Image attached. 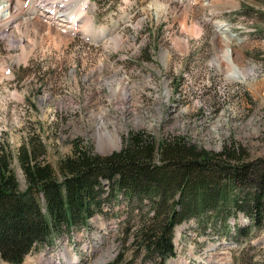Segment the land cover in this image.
I'll list each match as a JSON object with an SVG mask.
<instances>
[{
    "label": "rangeland",
    "instance_id": "1",
    "mask_svg": "<svg viewBox=\"0 0 264 264\" xmlns=\"http://www.w3.org/2000/svg\"><path fill=\"white\" fill-rule=\"evenodd\" d=\"M91 1L75 34L25 14L19 28L0 26V147L12 153L22 187L18 150L32 139L55 167L75 142L107 154L139 130L157 142L183 136L212 151L235 142L264 159V0ZM226 50L250 68L246 79L224 59ZM104 129L120 135L119 148L99 147ZM124 206L114 205L111 221L97 215L91 227L21 264H73L72 253L76 264H106L120 253L127 264H158L120 244ZM228 222L177 226V255L166 264H264V222L242 211Z\"/></svg>",
    "mask_w": 264,
    "mask_h": 264
},
{
    "label": "trees",
    "instance_id": "2",
    "mask_svg": "<svg viewBox=\"0 0 264 264\" xmlns=\"http://www.w3.org/2000/svg\"><path fill=\"white\" fill-rule=\"evenodd\" d=\"M43 147L32 139L18 150L24 187L12 153L0 147V261L20 264L56 238L90 226L97 215L110 220L120 202L126 213L120 244L158 264L177 255L176 228L191 219L227 225L242 211L263 225L264 159L235 142L212 151L183 136L157 142L145 131H131L107 154L75 142L57 167L42 158ZM106 264L127 263L120 253Z\"/></svg>",
    "mask_w": 264,
    "mask_h": 264
},
{
    "label": "bare ground",
    "instance_id": "3",
    "mask_svg": "<svg viewBox=\"0 0 264 264\" xmlns=\"http://www.w3.org/2000/svg\"><path fill=\"white\" fill-rule=\"evenodd\" d=\"M12 0H0V26L5 28V29H9L11 26H15V27H18L21 25L20 21H19V18H23L24 16L21 14V11H17L16 7L12 5ZM19 0H15V2H18ZM23 1V0H21ZM63 1V0H62ZM48 3V0H38L36 2L33 3L32 5V8L31 10H29V13H34V14H42L44 13L43 10H41V8L44 7V3ZM90 2V0H80V3H79V7L75 10V12L73 13V15H70L71 11H67L66 9V12L67 14L65 15V13H62L60 15V17H62L61 19H65V17H70L71 19V23H63L61 21H59L58 19L55 20V22L57 23V25H60V26H64V30H73L72 32H75L76 31V28L77 26L75 21L79 18V15H82L84 14V10H82V7L84 5H87L88 3ZM37 6L40 8V10H38L39 8H37ZM159 6V5H158ZM21 9V7L19 8ZM24 10V9H23ZM33 14V16H34ZM30 17H33L32 15H29ZM26 18V17H24ZM89 18V17H88ZM87 18V19H88ZM27 19V18H26ZM31 19V18H30ZM40 20V19H39ZM90 20V19H89ZM85 21V20H84ZM88 21V20H87ZM38 22V21H37ZM86 22V21H85ZM90 22V21H89ZM89 22H87L89 24ZM75 23V24H74ZM86 23V24H87ZM87 24V25H88ZM93 24V23H92ZM26 25V24H25ZM29 25V24H28ZM86 25V27H87ZM91 25V24H89ZM85 27V28H86ZM192 27V26H191ZM29 28V26L27 27ZM31 28H33L34 31L37 32V27L35 25H31ZM46 28V27H45ZM48 31L50 29V27H47ZM89 28V26H88ZM87 28V29H88ZM189 28V27H188ZM227 29V28H225ZM44 30V29H43ZM30 31V30H29ZM45 31V30H44ZM53 31V30H52ZM51 31V32H52ZM104 33V32H103ZM40 34V33H39ZM57 34V33H56ZM60 34V33H59ZM83 34V33H82ZM50 35V33L48 34ZM58 35V34H57ZM60 36V35H59ZM44 37V36H43ZM46 37V36H45ZM49 37V36H48ZM64 37V36H63ZM59 38V37H58ZM52 39V38H51ZM187 39V38H186ZM225 40H229V39H226ZM188 41V40H187ZM187 46V45H186ZM27 53L24 52V56H26ZM224 59L227 60L230 65L232 66L231 68H233V72H235L237 74V76H242L244 79L247 78L248 76V69L250 68H244V67H241L240 64L236 61V59L234 58L233 56V53L230 51V50H226L225 53H224ZM8 73H9V69L6 67ZM4 69V70H6ZM253 69V68H252ZM251 69V70H252ZM253 71V70H252ZM7 74V73H6ZM11 74V73H10ZM11 76V75H10ZM233 76V75H232ZM97 137H98V143H99V147L102 149V150H112V149H115V148H119L121 143H122V138L120 137V135L116 132V131H110V130H99L98 131V134H97ZM72 259V262L73 264H76L77 260L79 259L78 256H74L71 258ZM25 264H35L34 261H29ZM96 264H102V260H98L96 262ZM172 264H182L181 262H178V261H174L172 262Z\"/></svg>",
    "mask_w": 264,
    "mask_h": 264
}]
</instances>
